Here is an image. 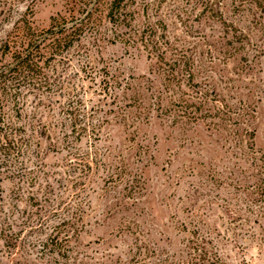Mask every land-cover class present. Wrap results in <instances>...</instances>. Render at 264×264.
Wrapping results in <instances>:
<instances>
[{"label":"rangeland","instance_id":"rangeland-1","mask_svg":"<svg viewBox=\"0 0 264 264\" xmlns=\"http://www.w3.org/2000/svg\"><path fill=\"white\" fill-rule=\"evenodd\" d=\"M111 2L0 87V264H264V0ZM28 4L0 0V48L89 0Z\"/></svg>","mask_w":264,"mask_h":264},{"label":"trees","instance_id":"trees-1","mask_svg":"<svg viewBox=\"0 0 264 264\" xmlns=\"http://www.w3.org/2000/svg\"><path fill=\"white\" fill-rule=\"evenodd\" d=\"M29 2L26 10L29 9L30 5H32L35 0H27ZM102 0H89V4L86 5V9L82 10L81 17L75 18L71 17L72 27L70 32H66L67 22L64 19H60V23H55L51 29L47 31H40L34 32L31 29H27V33L21 34L23 29L16 27L14 24L13 29L7 34L5 42H3L1 46V54L8 55L9 50L12 48L15 50L10 55V62L7 63L0 69V87L2 93H6L10 90H19L23 88L25 85L31 84L32 79L43 78L42 75V66H41V59L44 58V43L47 41L49 50H51L53 55H55L59 48H69L72 44V39L75 37L80 36V34L84 31L85 28H90L89 26L92 24V17L94 13L97 11L96 4L98 5ZM124 0H112L110 6V10L108 12L109 18L112 21H116L118 23H123L124 19H119L117 14L118 10H120L122 3ZM95 4V5H94ZM10 10V9H9ZM9 10L8 13H9ZM6 9H0V16H3L4 20L8 19L9 14L7 13ZM7 15V16H6ZM116 19L114 20V18ZM120 17V15H119ZM55 21V20H54ZM60 35V37L54 38L53 36ZM21 34V35H19ZM48 37V38H46ZM49 40V38H52ZM19 40V43L11 40V39ZM25 43V45H24ZM10 44V45H9ZM24 46V47H23ZM17 48V49H16ZM54 50V51H53ZM44 63V62H42ZM43 65V64H42ZM42 76V77H41ZM31 80V81H30ZM38 85V84H37ZM3 94V95H4ZM1 95H0V109L2 104ZM1 122V117H0ZM7 129V128H6ZM9 133L4 132V134L0 135V140L3 141V148L4 150H9L11 144L15 140L16 130L13 128H9ZM14 133H12V132ZM1 133V131H0ZM13 135V136H12ZM13 137V139H12ZM21 145V144H20ZM67 225V221L62 220L59 223V226L65 227Z\"/></svg>","mask_w":264,"mask_h":264}]
</instances>
